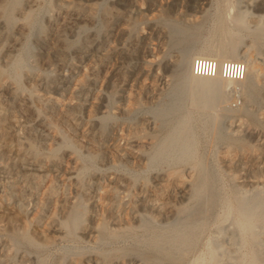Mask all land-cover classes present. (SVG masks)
<instances>
[{"label": "rangeland", "instance_id": "1", "mask_svg": "<svg viewBox=\"0 0 264 264\" xmlns=\"http://www.w3.org/2000/svg\"><path fill=\"white\" fill-rule=\"evenodd\" d=\"M263 25L264 0H0V264H264Z\"/></svg>", "mask_w": 264, "mask_h": 264}, {"label": "bare ground", "instance_id": "2", "mask_svg": "<svg viewBox=\"0 0 264 264\" xmlns=\"http://www.w3.org/2000/svg\"><path fill=\"white\" fill-rule=\"evenodd\" d=\"M35 5V2H31V4L29 5L30 7H33ZM29 7V8H30ZM262 26V25H261ZM264 26V25H263ZM176 32V31H175ZM178 33V32H177ZM185 33V32H184ZM181 34V33H180ZM172 35V34H171ZM197 34H194V36H196ZM174 36H176V35H174ZM180 36V35H179ZM182 37V36H181ZM187 37H189V36H187ZM200 37V36H199ZM175 38H177V39H179V37H175ZM197 38V37H196ZM173 40L174 41H176V39H174L173 38ZM43 41V40H42ZM173 42V41H172ZM187 42V41H186ZM174 43V42H173ZM177 45H178V43H176ZM175 44V45H176ZM190 43H188V45H189ZM188 47H190L191 48V45L190 46H188ZM193 48V47H192ZM195 48V47H194ZM187 51V50H186ZM189 51V50H188ZM187 51V52H188ZM59 52H61V49H59ZM49 53H50V51L49 50H41V52H40V57L42 58V59H46V57L49 55ZM145 60V59H144ZM50 65V64H49ZM51 66V65H50ZM116 70H114L112 73H113V75H115V72ZM117 74V73H116ZM120 75V74H119ZM121 76V75H120ZM116 77V76H115ZM126 81H127V79L125 80L124 78H120V81H119V84H120V86H121V88L123 87V89H124V87H125V85H126ZM14 119V118H13ZM15 123H16V120H15ZM52 124V123H51ZM8 147H10L9 145H8ZM71 221H72V218H70L69 220H68V223H71ZM249 262V261H248Z\"/></svg>", "mask_w": 264, "mask_h": 264}, {"label": "built area", "instance_id": "3", "mask_svg": "<svg viewBox=\"0 0 264 264\" xmlns=\"http://www.w3.org/2000/svg\"><path fill=\"white\" fill-rule=\"evenodd\" d=\"M230 70H231L230 74L232 78L239 80L244 77L245 69L243 66L235 64L231 67Z\"/></svg>", "mask_w": 264, "mask_h": 264}]
</instances>
